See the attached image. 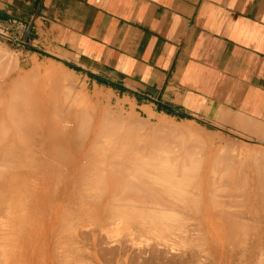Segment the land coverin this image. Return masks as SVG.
<instances>
[{"label":"bare ground","instance_id":"1","mask_svg":"<svg viewBox=\"0 0 264 264\" xmlns=\"http://www.w3.org/2000/svg\"><path fill=\"white\" fill-rule=\"evenodd\" d=\"M3 55L0 56V58L3 57V59H0V127L2 130H4L6 129L5 127L10 125L11 129L10 127L7 128L8 130H10L9 131L10 133L5 132V131L1 132V133L5 132L4 134L0 133L1 134L0 135V149H3V147L1 148L2 144H4L3 146H5V144L7 143L6 145L8 148L6 149V152H7L6 154L8 155L10 146H13L12 150L10 149L9 152L13 151L14 155H13V152L10 153L9 156L11 154L13 156L11 155L12 158L11 157L9 158H11L12 161L14 160L13 162H16L18 165H20L22 170L20 171L19 169L20 172L16 171L18 170V168H14L13 166L15 165H11V164L10 165L12 168H14V171L11 169L10 170L13 173H16V172L18 174L21 172L23 173L22 177H25L26 179V180L25 179L23 180L27 181L26 184L28 186V187L24 186L26 187V189L25 188L24 189L26 191H31L29 192L30 194L32 193L33 189L36 192L39 191L37 193H35L34 191V195L32 197H29V195H27L28 196L27 197L26 194H28V192H26L25 196L27 198H30V200L28 199L30 203L31 198H32V201L34 202L33 200L35 198L34 196L39 195L40 200L39 199L37 200H39L38 202H41V206L39 205V203L37 205L34 202L35 204L31 203V204H34L32 205V209L36 205L38 206V209L35 208L36 212L38 210L39 213L44 216L41 218L43 221L46 219L45 221L46 224L45 225L43 224V227L47 226L45 229L46 235L49 233L52 239L54 237L56 239L59 238L57 240L58 242L60 241L59 246H60L61 240H62V243L64 242L63 245H65L67 242L66 239L67 240L69 239V241L72 244H75L76 246H80L78 244L82 240L83 241L90 240L93 244L92 247H94V246L99 245L100 243L110 244V243L116 242L118 241V238H120L121 236L120 239L126 241V244L129 242L128 245L131 248L132 246L137 247L138 245L137 248L139 251H137L136 254H133L134 253L133 251L136 250L137 248L132 250L133 253H131L130 249H125L126 248L125 246H128V245H125L123 243L125 245L123 247L125 248L122 247L119 250L117 248L115 249L117 245L116 244L115 247H113L112 249L109 248L110 251L106 253H111L116 257V254L118 252V255L120 256H125L127 258L130 256L134 258L137 257L139 258L137 260H140L143 257L145 259L144 261V259L142 258L143 262L146 263L147 262L146 260L148 259V263L150 260H152V262L150 261V263L155 264L154 262L157 261V258L159 259L160 256L164 255L165 253L167 255V252L169 253L170 251L177 250L179 253L178 255H180L178 257L180 258L179 263L181 262V264H184V263L186 264L188 262L187 257L189 259L191 258V256L189 257L190 254L197 253L195 260L197 261L201 260L202 258L201 255L204 254L205 251H208L207 249L208 246L213 245V248H214V246L216 247L218 245L219 247L217 246V248H220V246L227 245L231 247L234 246V249H235V245H238V247H243L246 249V245L248 244L247 242H249V240L250 241L253 240V242L255 241V239L251 240V238L248 237L251 234V231L249 230V228L251 227H249L248 225V222L250 221L248 220L251 219V221H253V220L259 219V222H260L261 216H262L261 214L262 213L264 214V149L259 148L258 146L257 148H254V147L252 148L250 146H247L246 148L247 151L244 148L243 154L241 152L239 154V155L242 154L243 157L245 156L244 159L242 158L240 159L241 161L237 162L238 159H236L235 161L232 156H231L232 159L228 157V154L231 153V152L228 153L229 145L225 146L226 150L224 151V153H222L221 151L219 150L217 151V149H215L216 146L211 136L204 137L203 135L196 134V133L195 134L189 133L188 135H185V133L183 132L184 130H181V128H180V131H182L184 135L181 132L182 137L179 138V140H177L178 141L177 146L179 147V150L177 149L178 148L177 146H172V148L174 147L178 150V151L176 150L177 152L180 151L179 152L180 154L176 153L174 148L171 149V150H174L173 151L174 153H169L170 151H168L169 155L178 154L179 155L178 158L176 157L174 158V155H173V158L170 159L169 157H167L168 154L166 155V152L164 153L162 149H160V148L164 149V147L159 148V146H163L164 144H166L165 142L167 141L165 138H168V137L170 138L167 132L166 134L168 135V137H164V139H161V138L158 139L157 136L153 138L148 137L151 140L150 142V140L148 139L150 142V144L148 145H150L151 147L152 146L156 147V145L154 144L155 143L154 138H156L158 141V143L156 141V144H158L156 149L154 148L155 152L153 151V148L152 149L149 148L150 150L147 149L148 147L146 145L145 146L143 145V148H141L142 146H140L141 148L140 149L139 147L136 146L137 143H135L137 136H135V139L133 138L134 139L133 141H132L131 136H133V134L135 133V130L137 129L136 127H138L137 126L138 124L134 125L132 123L140 122V120L138 119H141V117H138L136 115L138 118L136 117L137 120H135V118L132 119V116L134 115L132 114L130 118L132 119V122L130 121L129 118H126L127 120L124 119L123 115H121L120 118L119 117L115 118L117 120L119 119L120 122L123 123V128L129 127L127 128V131L129 132L127 131H125V133L123 132L125 135H127V136L123 135L125 136V138H123V136L120 138L118 135L117 137L119 138L117 137L113 138L112 135L109 134L112 137L110 138V136L109 137L106 136V134H108L107 130L110 129L112 126L111 125L109 128V125L114 122V116L112 115V113H110V111H107L106 113L103 112L105 115L99 114L100 115L99 116L97 114L90 115L89 113L88 114L84 112L80 113L79 110H78V113L77 112L74 113V111H72L71 113L69 110L70 112V114L68 113L69 117L65 116L64 115L65 113L61 115L60 113L55 111L56 113L54 114L51 113L52 114L51 115L50 113H47L46 111H42L41 103L36 104L37 103L36 102L33 104L32 103L33 101L31 100V98L24 97L25 96L24 94L26 93H23L24 92L23 90L25 89H21V91H18V86H20L19 89L22 87L21 86L22 83L20 81H22V79L24 78H22L23 76L21 78H16V79L12 78L13 74L19 70L18 69L19 66L10 57L8 56L4 57ZM36 68H34L35 71H37ZM38 70L40 71V68ZM49 70L50 69H48V71ZM18 72H21V71H18ZM31 73L35 74V72H31ZM50 73L52 72H49V74ZM25 76H26L25 77L26 79L28 75H25ZM50 76L53 77V75L51 74ZM22 85L24 86V83ZM61 85H63V83H61ZM25 86H27V84ZM25 86L24 88H26ZM65 86L63 88L64 90H66ZM31 87H33V85ZM54 88H56V86ZM34 89H37V88H34ZM73 89L74 88H72L71 91ZM59 91L61 92L60 89ZM25 92H27V90ZM36 92L34 91V94ZM54 95L55 94L53 93V97H55ZM58 97L60 96H56L55 98H58ZM84 97H79V98H83L82 100L80 99L81 104L77 102L79 100L77 97L76 106H79L80 104L83 107L84 105L88 104L86 100L84 99ZM59 99L61 100V97L58 98V100L54 99L53 103L55 101H59ZM68 99L69 98L67 97L65 101L62 100L65 103L64 105H66V101ZM83 101H85L87 104H84ZM23 103L24 104L26 103V105H24ZM61 106L59 107L61 108ZM76 106L74 107L75 111H77ZM55 107H56V102H55ZM61 109H63V106ZM50 111L52 112V110ZM227 111H224L222 114H224ZM227 114L228 112L222 115V116L226 115L225 119L221 118L223 119V122H225L224 120H226L230 123L235 124L236 126L237 122L235 119L237 118V116H235V118H232L233 115L230 114V112L228 116ZM240 114L241 113L238 114L239 115L238 117H241ZM230 115H232V117H230ZM102 116H104L105 121L101 123ZM71 117H73L74 120ZM242 117L244 116L242 115ZM247 118L249 119L251 117H247ZM247 118L245 119L242 118L243 120H245V122L243 120L241 122L240 120L241 123L238 120V122L242 124L241 125L242 129H243V126L246 125L248 127V130L251 133H254V134L256 133L257 135H259L258 127L261 125V124L259 125L258 123L259 121L253 122L256 118L250 119V121L247 120ZM143 122L141 121V123L139 124L141 125ZM148 122H150V120H148ZM164 122H165L164 125L169 124V123H166V121ZM14 123H15V126H14ZM114 124L116 126L117 123H114ZM124 124H125V127H124ZM160 125H162V121ZM164 125H162V127L157 125L159 127L158 129L156 128L157 126L155 128L153 127L154 130L157 129L155 130L156 132L155 134L157 133L158 135L164 134L166 136L165 131L171 130L172 127L169 128L166 126L167 127L166 129V127H163ZM119 126H116V127L119 128ZM261 126L263 128V125ZM176 127L177 126L175 125L173 128H176ZM247 127H244V128H247ZM132 128L134 129V131L132 130L133 132L131 130H128ZM140 128L141 127H139L138 129ZM162 130H164L163 131L164 133L162 132ZM177 130H179V127L177 128ZM112 132L114 131L112 130ZM126 132L129 134H126ZM174 132L175 131L173 129L172 132L169 134L173 136ZM176 132L175 134L177 135ZM187 132L188 131H186V133ZM210 132H208V134ZM117 134L122 135V133H118V132ZM138 137H137V141H139ZM171 138H174V136ZM160 139L162 143L159 144ZM175 139L174 141H176ZM263 139L264 138H262L261 140ZM153 141L154 143L151 145ZM133 142L135 144H133ZM17 144H19L20 146V150L17 151L19 154L17 152H16L17 154L15 153V150H16L15 147H17ZM173 144L175 143L173 142ZM166 145L165 147H167ZM168 148H169V145L166 149L170 150L171 148V147L169 149ZM166 149L164 150L166 151ZM157 150H159V152ZM160 150L164 153L162 154V156H160L162 153V152L160 153ZM156 151L158 153H156ZM1 152H3V150ZM218 152H219V155H218ZM235 152H237V150ZM4 153L2 154L4 155ZM218 156L219 157L221 156V159L224 160V163H227V164H224L223 160H221V163H223L222 165L224 169L226 167L224 165L229 164V167H227L226 170L229 169L234 172V174L230 177V173H233L232 171L230 172L229 170L228 171L224 170L225 173L227 172L226 174L224 173V171H222V173H221V170L219 171L220 173L217 171V174L219 173L218 175L219 181L217 185L218 187L223 185L219 189L218 187H216L215 183H213L212 185L210 182H207L209 180L211 181V177L214 175V173L216 174V170L219 168V166L221 167L220 161L218 160ZM2 157L4 158L6 156L4 155ZM6 159H8V156ZM11 159L4 160V162L6 161L5 163H9ZM227 159L229 161L225 162V160ZM169 160H172L174 162L171 163ZM3 164L4 163L0 164V166H2ZM18 165L15 167H18ZM7 166L8 165L5 164L3 167H7ZM9 168H6V169H9ZM6 169H4V173H7L6 171L9 172V170H6ZM0 170L2 171L3 168L0 167ZM1 171L0 173L2 175ZM7 174L9 175V173ZM3 175L7 177L6 174H3ZM19 175L21 176L22 174H19ZM216 175L214 176L215 178L214 177L212 178L211 182H215L214 180L217 179ZM4 176L2 178H4ZM222 176H223L222 181L224 182L227 181V182L221 183L222 185H220L219 182L221 181L220 178H222ZM22 177H20V179ZM224 178L226 180H224ZM1 179H0V182H2ZM23 180L21 181L23 182ZM9 181L10 180H8V182ZM8 182H5V187L7 186L6 183ZM3 184L4 183H2V185ZM189 184L190 186L192 184V187H190ZM249 184L251 188L249 186L248 187L251 190L246 191V188L248 189V187L246 186ZM2 185L0 183V186ZM11 185L13 186V184ZM11 185L10 187H12ZM14 185H16L14 186V188L17 187V189L18 188L22 189V187L20 186L21 185L23 186L24 183L22 184L20 182L19 183L20 186L17 184H14ZM230 185L233 186L234 188H229L228 186ZM188 186L191 188V190H193L192 192L190 189H188V191L190 190L192 192L189 195L187 193ZM29 187H30V190L27 189ZM224 188L226 189V191L224 190ZM6 189H3V187H0V192H2L3 190L5 191ZM217 189L220 191L221 190L224 191V193L222 194ZM13 190H16V189H13ZM50 190H51V193H50ZM9 191H10V188H9ZM24 193L22 191V194ZM27 198L25 200H27ZM23 200L22 202H24ZM2 201L0 199V202ZM28 201L24 202L26 203L25 209L27 207H29V209L31 208L30 206L27 205ZM174 205H177V207ZM172 207H175V209L177 208L176 210L178 211H176L174 208L172 209ZM178 207L179 208L182 207L180 208L181 212H179ZM25 209L23 207V211H25ZM27 210L28 208L26 209V211ZM27 212H30V211H27ZM31 212L34 213L33 210ZM32 213L29 217L30 220H31V216L33 217ZM27 214L28 213H26L25 215ZM25 215H24L23 220H25ZM255 215L258 219L255 218ZM25 225L27 226L28 222L27 224L26 223L24 224V227ZM256 225H258V223ZM256 225H255V229H257ZM31 227H33V225ZM26 228L29 229V231L26 230ZM26 228H24L26 230L25 232L32 231V229H30V226ZM39 230L40 229H38L37 231L35 229V231L38 232V235H39ZM252 230H253V227H252ZM249 231H250V234H249ZM259 232H261V229L255 232L257 233V236ZM31 233L33 234L34 232H31ZM263 233L264 232L260 234L264 236ZM27 234L26 233L23 234L24 240L27 239L26 238ZM40 234L42 237V233ZM253 235H256V234H253ZM31 236L36 237V235L34 234ZM31 236L30 238H32L34 242L36 239L34 240V238ZM189 238L191 241H189ZM258 239L261 241L262 236L259 235ZM258 239H257V242L256 241L254 242L256 243V245L257 243L260 244L258 242L259 241ZM32 240L31 239L25 240L27 241L26 244L29 243L28 241H32ZM39 241H37L38 244H39ZM55 241L53 240V244L58 243L57 241L56 242ZM69 241L67 243H69ZM187 241L191 243L189 242L186 243ZM192 241H194L193 244H192ZM33 242H30V243L33 244ZM261 242L264 243V241H261ZM185 243L190 244L188 245V247L190 248V252H188L189 248L187 249L185 248L187 246ZM249 244L252 245V242L251 243L249 242ZM23 245H25V243H23ZM37 245H35L36 254H34L35 246L33 247V249L30 250V248L32 247L31 245L28 247L25 245L24 252L27 251L26 250V247H27L29 249L30 255H33V260L35 258L34 255H37V258H35L37 261V264H39L40 262L41 264H43V262H45L46 260L45 259L46 257H44L43 259L42 256L45 255L44 252H46V250L44 251L42 248L40 250V247H37ZM66 245H65V249L63 246V251L67 250ZM251 245H247V247L249 246L248 249H250ZM49 246L52 247L51 243ZM23 247L24 246H22V248ZM42 247H44L43 243H42ZM53 247H52V250L54 252ZM83 247L86 248L85 246ZM260 247L261 246H259L258 248ZM56 248L59 249L58 245ZM261 248L264 249L263 247ZM200 249H202L203 251L202 254H201L202 251L200 252ZM186 250H188L187 251L188 254L187 253L184 254ZM97 251L98 250H96V252ZM212 251L214 252L213 249ZM58 252L60 253L61 251L59 250ZM66 252L65 254L61 252V254L59 255L57 254V256L55 255L57 253V250H56V253L54 252L55 254L52 253V251L49 252L51 254L48 255V261H47L48 263L46 264H67L66 260L68 259L71 260V257H70L71 255L68 256V253ZM72 252L70 253L72 254ZM88 252L87 254L90 253ZM198 252H200L201 255ZM208 253L206 254L208 255ZM4 254L5 253L3 252L2 256H5ZM27 254H28V251L25 254V256ZM242 254H244V250L242 251ZM262 254L264 255V250ZM185 255H188V256H185ZM204 255H203V258H204ZM58 256L60 258H58ZM76 256H77V253L75 255V258H77ZM139 256H141V258ZM164 256L162 257L164 258ZM184 256L186 257L187 260L184 259ZM94 257L95 256H93V259ZM175 257L176 256H174V258ZM7 258L9 259V257ZM24 258L25 257L22 256V259ZM165 258L164 260L166 261ZM178 258L176 259V262ZM182 258L186 260V262L184 261V263H182L181 261ZM203 258L202 260H204ZM206 259L208 258L206 257ZM129 260L133 262L132 264L137 263V262H138L137 264H143L142 262L139 263V261H136L133 258L132 259L130 258ZM153 260L155 261L153 262ZM89 261L86 263H89ZM170 261H171L170 263L174 264V262H172L173 261L172 257L170 258ZM27 262L31 263V258H27L26 263ZM101 262L102 261H100V263ZM33 263H36V262L33 261ZM108 263L110 262L108 261ZM194 263L198 264L197 262H194ZM165 264H167V262Z\"/></svg>","mask_w":264,"mask_h":264},{"label":"crops","instance_id":"2","mask_svg":"<svg viewBox=\"0 0 264 264\" xmlns=\"http://www.w3.org/2000/svg\"><path fill=\"white\" fill-rule=\"evenodd\" d=\"M0 43L151 117L264 124V0H0Z\"/></svg>","mask_w":264,"mask_h":264},{"label":"rangeland","instance_id":"3","mask_svg":"<svg viewBox=\"0 0 264 264\" xmlns=\"http://www.w3.org/2000/svg\"><path fill=\"white\" fill-rule=\"evenodd\" d=\"M4 54V55H3ZM6 54V55H5ZM4 56V57H6V56H8V57H10L12 60H14V62H16L17 64H18V71H21V72H16V73H14L13 74V76H12V78H14V79H16V78H21L22 76V78H24V79H22V81H20L22 84L24 83V86L27 84V86H25L26 88H24V86L21 84V88L19 89V87L20 86H18V91H21V89H25V90H23L24 92L23 93H26V94H24L25 96V98H27V97H29V98H31V100L33 101H31L33 104L34 103H36V104H38V103H41V105H42V111H46L47 113H52V114H54V113H56V112H58V113H60L61 115L62 114H64L65 116H67V117H69V114H70V112L72 113V111H74V113L75 112H77L78 113V110H79V112L81 113V112H84V113H89L90 115H105L103 112H107V111H110V113H112V115L114 116V122L113 123H111L110 125H109V128H110V126H111V128L110 129H108L107 130V133L108 134H106V136L107 137H109L110 135L109 134H111L112 135V137L113 138H116L117 137V135L121 138L123 135H125L124 133H125V131H127V128H129V127H125V124H124V127L125 128H123V123L122 122H120V120L118 119H115V118H120L121 117V115H123V117H124V119H126V118H131V116H132V114H134L133 116H132V119L133 118H135V120H137L136 119V117L138 116V117H141V119H138V120H140V122H137V123H135L134 122V120H133V122L134 123H132V124H134V125H136V124H138L137 126L138 127H136L137 129L139 128V127H141L140 129H141V131H140V129H136L137 130V132H136V130H135V133L133 134V136H131L132 137V141L135 139V136H139L140 137V139H139V137H138V140L139 141H137V137H136V142L135 143H137L136 144V146L137 147H139L140 148V146H142L141 148H143V145L145 146H147L148 148L147 149H152L153 148V151L155 152V150H154V148L156 149V147H157V145L158 144H156V141H157V139L156 138H154V140H155V143H154V141L151 143V145L154 143L155 145H156V147L155 146H150V145H148V144H150V142H151V140L149 139V138H153V137H155V136H157L158 137V139L159 138H161V139H164V137H168V135L170 136V138L168 137V138H165L166 139V141L167 142H165L166 144H164L163 146H159V148L160 147H164V149H166L167 147H168V145H169V148H170V150H167L166 149V151L163 149V148H160V149H162V151L165 153L166 152V155H167V157H169L170 159H172L173 158V155L171 154V155H169V153H174L173 151L174 150H171V149H173L172 148V146H177V140H179V138H181L182 137V133L184 132L185 133V135H188L189 133L191 134H201V135H203L204 137L206 136V137H210L211 136V138L213 139V142H214V144H215V149H217V151L219 150V151H221L222 153H224V151L226 150V147L225 146H227V145H229V148H228V153L229 152H231V153H229L228 154V157H230V159H232V157L234 158V160L236 161V159H238L237 160V162L238 161H241L240 159H244V157H243V152H244V148L246 149L247 148V146H250V147H254V148H257V146L259 147V148H262V149H264V139L263 140H261L262 138H264V136H263V132H264V130H262V129H264V124H261V123H259V125L261 124V125H263V128H262V126L260 125L259 127H258V132H259V135H257L256 133L254 134V133H251L249 130H248V127L245 125V126H243V129L244 130H242V128H240V129H237V128H234V127H232V126H229V125H226V124H224V123H221V125H220V122L218 121V119L216 118L217 116H212V117H214V118H212V117H201V116H195V117H193L192 119L191 118H189V119H181V118H179V117H172V116H167V115H161V116H157V117H151V115H152V112H151V114H149V116L146 114V113H144V112H142L139 108H135L134 106H132L131 105V103L128 101V100H125V99H121V98H119V97H115L112 93H109L107 90H104V89H101V88H97V87H94V86H92L91 84H88V82L81 76V74L80 73H77V72H75V71H73L69 66H67L65 63H62V62H58V61H44V62H41V63H35V66L38 68H40V71L35 67V66H26V67H24V65L22 64V62H20V58H19V56H18V54H16V53H14L12 50H10L8 47H6L5 45H3L2 43H0V56ZM0 59H3V57H1ZM18 61V62H17ZM34 68H36V70L37 71H35L34 70ZM33 69V70H32ZM48 69H50L49 71H48ZM39 71V72H38ZM54 71V72H53ZM31 72H35V74L34 73H31ZM43 72H45V73H43ZM49 72H52V73H50L51 75H53V77L52 76H50V74H49ZM30 75H32V76H30ZM37 73H38V75H37ZM64 73V74H63ZM34 74V75H33ZM62 74H63V76H62ZM67 74V75H66ZM19 75H20V77H19ZM25 75H28L27 76V78L25 79ZM49 75V76H48ZM32 77V78H30V77ZM71 76V77H70ZM49 77V78H48ZM63 77V78H62ZM46 79V80H45ZM51 79H52V81H51ZM21 80V79H20ZM23 80H25V81H23ZM29 82H28V81ZM67 80V81H66ZM27 82V83H26ZM26 83V84H25ZM61 83H63V85H61ZM19 84V85H20ZM33 85V87H31ZM66 85V86H65ZM85 85V86H84ZM38 86V87H37ZM56 86V88H54ZM63 86V87H62ZM64 86H65V88H66V90H64L63 88H64ZM34 88H37V89H34ZM61 90V92L59 91V89ZM68 88V89H67ZM72 88H74L72 91H71V89ZM54 89V90H53ZM64 91H63V90ZM27 90V92H25ZM41 90V91H40ZM68 90H69V92H68ZM34 91L36 92L35 94H34ZM63 91V92H62ZM32 92V93H31ZM53 93L55 94L54 96L56 97V96H60L61 97V100L59 99V101H55L56 102V107H55V102L53 103V101H54V99L55 100H58V98H60V97H58V98H55V97H53ZM85 93V94H84ZM50 94H51V96H50ZM57 94H59V95H57ZM88 96V98H87V96L86 97H84V96ZM76 98H75V97ZM36 97V98H35ZM69 98L67 101H66V105H64L65 103L63 102V101H65V99L66 98ZM77 97H78V99L80 100H82L83 98H79V97H84V99L86 100V102L88 103H86L85 101H83L84 102V104H87V105H84L83 107L80 105L81 104V100H80V102H79V100L77 101ZM99 97V98H98ZM54 98V99H53ZM74 98V99H73ZM87 98V99H86ZM101 99V100H100ZM63 100V101H62ZM88 100H89V102H88ZM78 103H80L79 104V106H80V108H79V106H76L77 104V102ZM30 102V101H29ZM48 102H50V103H48ZM58 102H59V104H58ZM82 102V103H83ZM62 104V106H63V109H61L62 108V106H61V104ZM107 103H108V105H107ZM24 104V103H23ZM49 104H51V105H49ZM53 104H54V106H53ZM57 104H58V106H57ZM72 104V105H71ZM24 105H26V103L24 104ZM59 106H61V108L59 107ZM72 106H73V108H72ZM77 107V111H75V109H74V107ZM89 107V108H88ZM51 108V109H50ZM60 108V109H59ZM70 108V109H69ZM83 108V109H82ZM96 108V109H95ZM72 109H74V110H72ZM85 109H86V111H85ZM109 109H111V110H109ZM50 110H52V112L50 111ZM63 110V111H62ZM69 110H70V112H69ZM56 111V112H55ZM69 113V114H68ZM79 113V114H80ZM51 114V115H52ZM68 114V115H67ZM72 115V114H71ZM99 115V116H100ZM137 115V116H136ZM116 116V117H115ZM137 117V118H138ZM73 120H74V118L73 117H71ZM163 118H165V119H163ZM166 118H168V119H166ZM104 119V120H103ZM132 119H130V121L132 122ZM143 119V120H142ZM169 119H170V121H169ZM243 119H245V118H243ZM241 117H238L237 119H236V122L238 123H236V125H239V126H241L242 124H240L241 122H242V120H243ZM101 123L103 122V121H105V118H104V116H102L101 117ZM117 120V121H116ZM127 120V119H126ZM148 120H150V122H148ZM166 121V123H169V124H165L164 125V121ZM238 120H239V122H240V120H241V122L239 123L238 122ZM247 120H249L250 121V119H247ZM141 121L143 122L141 125L139 124V123H141ZM161 121H162V125H164L163 127H169V128H171L172 127V129L171 130H169V131H165V134H166V132L168 133V135L166 134V136L164 135V134H160V135H158V133L157 134H155L156 132H155V130H157L159 127L157 126V125H159V126H161L162 127V125H160L161 124ZM244 122H245V120H243ZM252 121V120H251ZM160 122V123H159ZM253 122H255V121H253ZM114 123H117L116 124V126H119V124H120V126H119V128L118 127H116L115 126V124ZM174 123H175V125L177 126L176 128H173L175 125H174ZM13 124V123H12ZM121 124H122V126H121ZM144 127H143V126ZM171 125H173V126H171ZM14 126H15V123H14ZM128 126V125H127ZM157 126V127H156ZM191 126V127H190ZM8 127H10V125L9 126H7V127H5L6 129L8 128ZM32 127V126H31ZM142 127H143V129H142ZM156 127L157 129H155L154 130V128ZM167 127H166V129H167ZM179 127V130H177V128ZM194 127V128H193ZM242 127V126H241ZM244 127H247V128H244ZM113 128V129H112ZM180 128H181V130H184L183 132L182 131H180ZM0 129H1V127H0ZM6 129H4V130H2L1 129V131H0V133L2 132V131H5V132H8V133H10L9 131L10 130H8L7 129V131H6ZM10 129H11V127H10ZM115 129V130H114ZM120 129V130H119ZM126 129V130H125ZM174 129V131L176 132V130H177V135L175 134V132H174V138H171V137H173V136H171V134H169V133H171L172 132V130ZM196 129V130H195ZM112 130L114 131V132H112ZM119 130V131H118ZM128 130H133L134 131V129L132 128V129H128ZM152 130H154V131H152ZM188 131L187 133H186V131ZM191 130V131H190ZM210 130H211V132H210ZM238 130H240V131H238ZM245 130H247V131H245ZM260 130H262V131H260ZM31 131V130H30ZM109 131V132H108ZM130 131V132H131ZM132 131V132H133ZM160 131V130H159ZM164 130H162V132H163ZM210 132L209 134H208V132ZM245 131V132H244ZM250 133H249V132ZM257 131V130H256ZM4 132V133H5ZM117 132L118 133H122V135L121 134H117ZM124 132V133H123ZM127 132H129V131H127ZM126 132V134H129V133H127ZM131 132V133H132ZM161 132V133H162ZM182 132V133H181ZM4 133H1V134H4ZM8 133H7V135H8ZM149 134V136H148V134ZM154 133V134H153ZM164 133V132H163ZM180 133V134H179ZM184 133H183V135H184ZM213 133V134H212ZM0 134V135H1ZM151 134H153V135H151ZM173 134V133H172ZM242 134V135H241ZM262 134V135H261ZM146 135V136H145ZM2 136H4V135H2ZM125 136H127V135H125ZM125 136H123V138H125ZM145 136V137H144ZM160 136V137H159ZM161 136H163V137H161ZM259 136H260V138H261V136H262V138L260 139L259 138ZM111 136H110V138H112ZM119 137H117V138H119ZM142 137V138H141ZM147 137V138H146ZM149 137V138H148ZM177 137V138H176ZM134 138V139H133ZM176 138V139H175ZM228 138V139H227ZM131 139V138H130ZM144 139V140H143ZM150 140V142H149V140ZM161 139H160V142H159V144L160 143H162V141H161ZM168 139V140H167ZM170 139H171V141H170ZM174 139L176 140V141H174ZM141 140V141H140ZM147 140V141H146ZM240 142H239V141ZM131 141V142H132ZM146 141V142H145ZM169 141V142H168ZM231 141V142H230ZM133 142V144H135ZM173 142L175 143V144H173ZM144 143V144H143ZM146 143V144H145ZM157 143H158V141H157ZM169 143V144H168ZM219 143V144H218ZM234 143H236V144H234ZM7 144V143H6ZM5 144V146H3L4 144H2V146H1V148L3 147V149H0V164H2V163H4L2 166H0V167H2L3 168V170L1 171L2 172V175H1V173H0V175H1V177H0V179L4 176L3 174H6V176L7 177H5L4 176V178H2L1 179V181L2 182H0L1 183V185H2V183H4L2 186H0V187H3V189H6L7 188V186H8V190L6 189L5 191L3 190L2 192H0V199H1V201L2 202H0V223H2V224H0V256H2V254H3V252L5 253L4 255L5 256H2V257H0L1 259H0V264H25L26 263V260H27V258H31V263H29V262H27L26 264H32L33 263V261H35L36 263H33V264H37V261H36V259L35 258H37V255H34V260H33V255H30V253H29V249L27 248L28 246H32L31 248H30V250L31 249H33V247L35 246V245H37L38 244V242L37 241H39L40 239V241H39V244L37 245V247H40V250H41V248L45 251L46 250V252H44V256H42V258L44 259V257H46L45 259V262H43V264H46V263H48L47 261H48V255H50L51 253H49V252H51L52 251V253H56V250H57V253L55 254L56 256H57V254L59 255V254H61V252H63V254H65V252L67 251V250H69V251H67L66 253H68V256H70L71 257V260H66L67 261V264H80L81 262V264H85L86 262H88L89 260V263H86V264H96L97 262V264H107L108 263V261L110 262V263H112V264H120V262H121V264L123 263L124 264V262H125V264H132L133 262H131V260H129L130 258L132 259H134V260H136V261H139V263L140 262H142L143 264H147L148 263V259L146 260L147 262L145 263V262H143L142 261V258H141V256H139L141 259V261L140 260H137V259H139V258H137V257H132V256H130V257H125V256H120V255H118V252H117V254L116 253H114V254H116V257L113 255V254H111V253H106V252H108V251H110V249H112L113 247H115V245H116V247H115V249L117 248L118 250L120 249V248H122L123 246H125V245H128V243L126 244V241H124V240H121L120 238H121V236H120V238H118V241H116V242H113V243H110V244H106V243H104V244H102V243H100L99 245H97V246H94V247H92L93 246V244H92V242L90 241V240H85V241H83V243H82V241L78 244V245H80V246H76L75 244H72L70 241H69V239L67 240L66 239V241L68 242L69 241V243H67L66 242V244L68 245H66V251L64 250L63 251V246H64V249H65V245H63L64 244V242L62 243V240H61V243H60V246H59V242L57 241L59 238H51V236L49 235V233L46 235V232H45V229H46V227L47 226H44L43 227V224L45 225L46 224V219L43 221L41 218L42 217H44L42 214H40L39 213V211L37 210V212H36V209H38V203H39V205L41 206V202H38L39 200H40V198H39V195H37V196H34L33 198V200H34V202L37 204L33 209H32V205H34L35 203L32 201V198H31V202L29 203V201H28V199L30 200V198H27L28 196L27 195H29V197H32L33 195H34V189H33V191H32V195L29 193V192H31V191H26L25 189H26V187H28L27 186V181H24L23 179H25V177H22L23 176V173L21 172V173H19V174H22L21 176L16 172V171H19V169H20V171L22 170L21 169V166L20 165H18L16 162H13L12 161V156L14 155V152L13 151H11V152H9L10 151V149L12 150V148H13V146H10V148H9V151H8V155L6 154L7 152H6V149L8 148L7 147V145ZM170 144H171V146H170ZM139 145V146H138ZM162 145V144H161ZM165 145L167 146V147H165ZM224 145V146H223ZM15 147V146H14ZM178 147V146H177ZM220 147V148H219ZM237 147V148H236ZM249 147V148H250ZM16 148V150H15V153L18 151V150H20V146H19V144H17V147H15ZM140 148V149H141ZM158 148V149H159ZM168 148V149H169ZM243 148V149H242ZM139 149V150H140ZM149 149V150H150ZM175 149V151L178 149L179 150V147L176 149V148H174ZM223 149V150H222ZM239 149H241V150H239ZM3 150V152H1ZM5 150V151H4ZM177 150V151H178ZM237 150V152H235ZM141 151V150H140ZM158 152H159V150H157ZM156 151V153H158ZM161 150H160V153L162 152ZM168 151H170L169 153H168ZM176 151V153H178V154H180L179 152H177ZM234 151V152H233ZM246 151H247V149H246ZM5 152V153H4ZM13 152V155L11 156H9V154L10 153H12ZM161 153V155L160 156H162V154H164V153ZM240 152L242 153L241 155H239L240 154ZM2 153H4V155L6 156V157H2V156H4ZM18 153V152H17ZM16 153V154H17ZM236 153H237V155H236ZM1 154H2V156H1ZM19 154V153H18ZM178 154H176V155H178ZM165 155V156H166ZM176 155H174V158L176 157V158H178L179 157V155L178 156H176ZM218 155H219V152H218ZM220 155H221V153H220ZM234 155H235V157H234ZM7 156H8V159H11L10 161H9V163H5L4 162V160H8V159H6L7 158ZM232 156V157H231ZM9 157H11V158H9ZM175 160V159H174ZM188 160V159H187ZM218 160L220 161V164H221V167L219 166V168H218V166H217V170H216V174H217V171L219 172L220 170H221V173H222V171H224V170H226V168L227 167H229V164L228 165H224V166H226L225 167V169H224V167H223V163H224V160L223 159H221V156L219 157L218 156ZM221 160H223V163H221ZM171 163H173L174 161H172V160H169ZM229 160L227 159V160H225V162H228ZM12 162V163H11ZM177 162H178V160H177ZM8 165L9 167H11V165H15V166H17L18 165V167H15V166H13L14 168H18V170H16L15 172L16 173H13L11 170H13L14 171V168H9L8 166L7 167H3L4 165ZM11 164V165H10ZM218 164H219V162H218ZM217 164V165H218ZM224 164H227V163H224ZM20 166V167H19ZM6 168H9V169H6ZM216 168V167H215ZM221 168H223V169H221ZM4 169H6V170H9V172L8 171H6L7 173H9V175L7 174V173H4ZM11 169V170H10ZM229 170V169H228ZM228 170H226V171H228ZM19 171V172H20ZM230 172L232 171V170H229ZM233 172V171H232ZM11 173V174H10ZM13 173V174H12ZM220 173V172H219ZM219 173L216 175L215 173H214V175L211 177V181H212V178L216 175V180H214L215 182H211L210 180L209 181H207V182H210L212 185H213V183H215V185H216V187H218V178H219ZM224 173H225V171H224ZM227 173V172H226ZM225 173V174H226ZM18 174V175H17ZM225 174H223V175H225ZM234 174V172L233 173H230V177L232 176ZM222 175V174H221ZM220 175V176H221ZM228 175V174H227ZM20 177H22L21 179H20ZM228 177V176H227ZM227 177H225V178H227ZM15 178V179H14ZM210 178V177H209ZM208 178V179H209ZM215 178V177H214ZM224 178V180H226ZM229 178V177H228ZM7 179V180H6ZM8 180H10L9 182H8ZM11 180H13V181H11ZM21 180H23V182L21 181ZM26 180V179H25ZM220 185H222L221 183H226V182H224V181H222L223 180V176H222V178H220ZM228 180V179H227ZM23 184L24 183V185L22 186H20L19 185V183L20 182ZM249 181V180H248ZM5 182H8V183H6V187H5ZM13 182V183H12ZM217 182V183H216ZM209 183V184H210ZM11 184H13V186L11 185ZM14 184H17V185H19L20 187H22V189H24V190H22L21 188H18L17 189V187L16 188H14V186H16V185H14ZM26 184V185H25ZM10 185L12 186V187H10ZM51 185H53V184H51ZM50 185V186H51ZM225 185V184H224ZM24 186H26V187H24ZM48 186H49V184H48ZM47 186V187H48ZM189 186H190V184H189ZM188 186V187H189ZM223 186V185H222ZM222 186H220V187H222ZM231 186V185H230ZM228 186L229 188H234L233 186ZM234 186H236V185H234ZM250 187V184L249 185H247L246 187ZM187 187V193H188V195L189 194H191L192 192H193V190H191V188L190 187H192V184H191V186L188 188ZM220 187H218V189L220 188ZM226 187V186H225ZM227 187V188H228ZM248 187V189L246 188V191L247 190H251L250 188ZM9 188H10V191H9ZM52 188V187H51ZM50 188V189H51ZM194 188V187H193ZM192 188V189H193ZM228 188V189H229ZM12 189V190H11ZM13 189H16V190H13ZM27 189H29L30 190V187L29 188H27ZM188 189H190L189 191H188ZM217 189V190H218ZM222 189V188H221ZM227 189V190H228ZM2 190V189H1ZM31 190H32V188H31ZM52 190V189H51ZM51 190H50V193H51ZM223 190V189H222ZM220 191V190H218L219 192H221L222 194L224 193V191ZM224 190L226 191V189L224 188ZM244 190V189H243ZM7 191V192H6ZM22 191H23V193L24 194H22ZM194 191H195V189H194ZM248 191V192H249ZM5 192V193H4ZM26 192H28V194H26ZM37 192H39V191H37ZM36 191H35V193H37ZM48 192H49V190H48ZM2 193V194H1ZM25 194H26V196H25ZM95 194V193H94ZM5 195V196H4ZM31 195V196H30ZM36 195V194H35ZM219 195H220V193H219ZM25 197V198H24ZM27 198V200H25ZM24 199V200H23ZM37 199H39V200H37ZM22 200L24 201V202H26V201H28V206H30L31 208V210L29 209V207H27L28 208V210L27 211H32L33 210V212L34 213H32V215H33V217L31 216V220L29 219V217H30V215H31V213L30 212H27L26 211V209H25V207H26V203H24V202H22ZM2 203V204H1ZM24 203V204H23ZM31 203H34V204H31ZM23 205H25V206H23ZM174 206H176L177 207V205H174ZM23 207H24V209H25V211H23ZM36 208V209H35ZM175 209V207H172V209ZM179 208V207H178ZM180 208H182V207H180ZM180 208H179V212H181V210H180ZM177 209V208H176ZM175 209V210H176ZM176 211H178V210H176ZM182 211H183V209H182ZM28 213L27 215H25L26 213ZM24 213V214H23ZM6 215V216H5ZM24 215H25V220H23V218H24ZM29 215V216H28ZM262 216H261V220H260V222H259V219L256 217V215H255V218L256 219H258V220H253V219H255V218H253L252 220L253 221H251V219L250 220H248V221H250V222H248V225H249V227H251V228H249V230L251 231V234H250V231H249V238H251V240L252 239H255V241L257 242V239H258V236L259 235H261L262 236V239H261V241H264L263 239V235L262 234H260V233H262V232H264V217H263V213L261 214ZM263 217V218H262ZM28 218V219H27ZM35 218V219H34ZM26 219H27V221H26ZM39 219H41V220H39ZM29 220V221H28ZM34 220V221H33ZM24 221H26V222H24ZM41 221V222H40ZM263 221V222H262ZM27 222H28V225L26 226L25 225V227H24V224L26 223L27 224ZM252 223V224H251ZM258 223V225H256ZM39 224V225H38ZM42 224V225H41ZM254 224V225H253ZM33 225V227H31ZM252 225V226H251ZM255 225H256V228L257 229H255ZM30 226V229H32V231L31 232H34L33 234L34 235H36V237L35 236H31V235H33L31 232H25L26 230H28L29 231V229H27L26 227H29ZM252 227H253V230H252ZM24 228H26V230L24 229ZM40 229L39 230V235H38V229ZM35 229L37 230V231H35ZM42 229V230H41ZM261 229V232H259L258 233V236H257V233H255L256 231H259ZM24 231V232H23ZM37 232V233H36ZM45 232V233H44ZM253 232V233H252ZM27 234V233H29V234H27L28 235V237H27V235H26V238L28 239V240H32V238H30V236L31 237H33L34 238V240L36 241H34L33 242V240L32 241H28L29 243L30 242H33V244L32 243H28V244H26V242L27 241H25V240H27V239H25L24 240V235L23 234ZM31 233V234H30ZM40 233H42V237H41V234ZM253 234H256V235H253ZM264 234V233H263ZM38 235V236H37ZM48 235H49V237H48ZM252 235V236H251ZM251 236V237H250ZM256 238H255V237ZM41 237V238H40ZM60 237V236H59ZM40 238V239H39ZM39 239V240H38ZM44 239V240H43ZM51 239V240H50ZM55 239H56V241L58 242V243H54L53 244V240L55 241ZM119 240H121V241H119ZM259 240V239H258ZM48 241V242H47ZM55 241V242H56ZM89 241V242H88ZM189 241H191L190 240V238H189ZM189 241H187L186 243H188ZM247 241H248V239H247ZM254 241V242H255ZM260 240L258 241L260 244H258L257 243V245H256V243H254L253 242V240L252 241H250L249 240V242L251 243L252 242V245L251 244H249V242H247L248 244L247 245H251L250 246V249H248V247H247V245H246V249L245 248H243V247H238V245H235V249H234V246L233 247H231V246H227V245H225V246H220V248H217V246L215 247L214 246V248H213V245L212 246H208V251H209V253H208V251H205L204 252V254H206V253H208V255L206 254V255H204V254H202L203 253V251H202V249H200V252H201V254H200V252H198L200 255H201V257L203 258V255H204V260H202V258H201V260H195L196 259V254L197 253H195V254H190L189 255V257L191 256V258L189 259L188 257H187V259H188V264H196V263H194V262H197L198 264H264V255L262 254L263 253V250L264 249H262L261 247H263L264 248V243L263 242H261ZM51 243V245H52V247H53V245H54V247L56 248L57 247V245H58V247H59V249H55L54 247H53V249H54V252H53V250H52V247H50L49 245H50V243ZM87 242V243H86ZM193 242L194 241H192V244H193ZM23 243H25V245L27 246L26 247V250L28 251V254L25 256V254L27 253V251H25L24 252V248H25V245H23ZM34 243H35V245H34ZM42 243H43V246L45 247H42ZM125 245H124V244ZM185 243V244H186ZM189 243H191V242H189ZM72 244V245H71ZM86 244V245H85ZM88 244V245H87ZM91 244V245H90ZM255 244V245H254ZM63 245V246H62ZM70 245V246H69ZM113 245V246H112ZM122 245V246H121ZM187 246L185 247L186 249L187 248H189L188 247V245H190V244H186ZM22 246H24L23 248H22ZM83 246H85L86 248H84ZM110 246V247H109ZM121 246V247H120ZM129 246V245H128ZM125 246V247H123V248H125V249H130L131 250V253H133V254H136L137 253V251H139L138 250V245H137V247L136 246H132V248L129 246ZM192 246V245H191ZM237 246V247H236ZM255 246H257V247H255ZM259 246H261L260 248H258ZM77 247V248H76ZM89 247V248H88ZM104 247V248H103ZM105 247H106V249H105ZM108 247V248H107ZM219 247V246H218ZM227 247V248H226ZM21 248V249H20ZM49 248V249H48ZM51 248V249H50ZM83 248V249H82ZM110 248V249H109ZM137 248V249H136ZM198 248V247H197ZM209 248H210V250H209ZM214 250V252L212 251V249ZM215 248H217V249H215ZM20 249V250H19ZM35 249H36V246L34 247V254H36L35 253ZM62 249V250H61ZM82 249V250H81ZM94 249V250H93ZM134 249H136V250H134ZM230 249H231V251H230ZM237 249V250H236ZM22 250V251H21ZM49 250H51V251H49ZM61 251L60 253L58 252V251ZM71 250V251H70ZM84 250V251H83ZM93 250V251H92ZM96 250H98L97 252H96ZM129 250V251H130ZM132 250H134L133 252H132ZM191 250H192V248H191ZM204 250H206V249H204ZM219 250V251H218ZM244 250V254H242V251ZM248 250H250V251H248ZM256 250V251H255ZM15 251V252H14ZM49 251V252H48ZM73 251V252H72ZM90 253H89V252ZM100 251V252H99ZM136 251V252H135ZM177 250H175V251H170L169 253L167 252V255H166V253L164 254V255H162V256H164V258L166 259V261L164 260V258L162 257V256H160V258L158 259L157 258V261H155V260H153V262L156 264H163V262H164V264L167 262V264H172V263H170L171 261H170V258L172 257L173 258V261L172 262H174V264H178L179 263V260H180V258H178L180 255H178L179 253H178V251L176 252ZM187 251L188 250H186V252L184 253V254H186L187 253ZM17 252V253H16ZM24 252V253H23ZM70 252H72V254L70 253ZM87 252L89 253V254H87ZM188 252H190V248H189V251ZM252 252V253H251ZM14 253H16V254H14ZM76 253H77V258H75V255H76ZM82 253V254H81ZM86 253V254H85ZM103 253V254H102ZM176 253V254H175ZM211 253V254H210ZM107 254H108V256H107ZM111 254V255H110ZM188 254V253H187ZM210 254V255H209ZM251 254V255H250ZM13 255V256H12ZM24 256L25 258L24 259H22V256ZM29 255V256H28ZM73 255H74V257H73ZM84 255V256H83ZM92 255V256H91ZM116 258H114L113 256ZM230 255V256H229ZM234 255V256H233ZM262 255V256H261ZM19 258H18V257ZM79 256H81V257H79ZM93 256H95L94 257V259H93ZM100 256V257H99ZM174 256H176L175 258H174ZM185 256H188V255H185ZM184 256V259H186V257ZM5 257V258H4ZM7 257H9V259L7 258ZM109 257V258H108ZM113 257V258H112ZM120 259H119V258ZM170 257V258H169ZM206 257L208 258V259H206ZM234 257V258H233ZM41 258V259H42ZM58 258H60L59 256H58ZM67 258V257H66ZM73 258H75V259H73ZM163 258V259H162ZM168 258V259H167ZM178 258V260H177V262H176V259ZM259 258H260V260H259ZM263 260H262V259ZM3 259H5V260H3ZM8 259V260H7ZM87 261H86V260ZM124 261H123V260ZM144 259V258H143ZM160 259H161V261H160ZM175 259V260H174ZM183 258L181 259V261H182V263H184V261L186 262V260H184ZM194 259V260H193ZM23 260V261H22ZM80 260H82V261H80ZM105 260H107V261H105ZM116 260V261H115ZM117 260H118V262H117ZM121 260V261H120ZM133 260V261H134ZM164 260V261H163ZM208 260V261H207ZM44 261V260H43ZM94 261V262H93ZM100 261H102L101 263H100ZM111 261H113V262H111ZM129 261H130V263H129ZM135 261V262H136ZM144 261H145V259H144ZM151 262H152V260H150ZM150 261H149V263L148 264H152V263H150ZM159 261V262H158ZM205 261V262H204ZM260 261V262H259ZM19 262V263H18ZM79 262V263H78ZM84 262V263H83ZM93 262V263H92ZM106 262V263H105ZM161 262V263H160ZM176 262V263H175ZM222 262V263H221ZM39 263V262H38ZM110 263H108V264H110ZM138 263V262H137ZM137 263H134V264H137ZM186 263V264H187ZM39 264H41V262L39 263ZM179 264H181V262L179 263ZM185 264V263H184Z\"/></svg>","mask_w":264,"mask_h":264},{"label":"trees","instance_id":"4","mask_svg":"<svg viewBox=\"0 0 264 264\" xmlns=\"http://www.w3.org/2000/svg\"><path fill=\"white\" fill-rule=\"evenodd\" d=\"M166 112L169 113V114H173V112H172V111H169V110H167ZM183 117H184V116H183Z\"/></svg>","mask_w":264,"mask_h":264}]
</instances>
